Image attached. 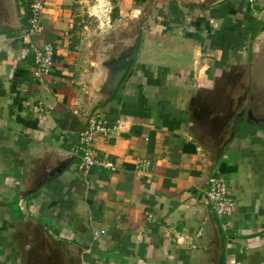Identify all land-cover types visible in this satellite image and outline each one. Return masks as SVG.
<instances>
[{"label": "crops", "instance_id": "1", "mask_svg": "<svg viewBox=\"0 0 264 264\" xmlns=\"http://www.w3.org/2000/svg\"><path fill=\"white\" fill-rule=\"evenodd\" d=\"M32 1L0 0V264H264V124L247 116L264 119V0L257 16L243 0H118L112 68L139 43L112 98L106 59L70 42L75 0H40L27 38ZM30 40L54 48L42 80ZM96 115L116 127L94 142L114 173L80 163ZM217 174L236 202L222 219L205 198Z\"/></svg>", "mask_w": 264, "mask_h": 264}, {"label": "built area", "instance_id": "2", "mask_svg": "<svg viewBox=\"0 0 264 264\" xmlns=\"http://www.w3.org/2000/svg\"><path fill=\"white\" fill-rule=\"evenodd\" d=\"M246 6L249 7L251 13L257 16L255 9L256 0H243ZM43 4L40 0L32 1L28 6L27 27L22 32V35L27 38H32L35 34L41 31V17ZM29 51L33 61V75L42 80L49 74L53 65L54 48L51 44H38L36 41L28 42ZM38 111L42 113L45 109L50 110L39 103ZM115 125L100 119L98 115L91 117L87 125L78 132L77 152L79 154L81 166L84 169H101L111 173L117 171L115 163L97 152L94 146L97 137L108 138L115 132ZM149 165L147 161H139L137 168H146ZM207 188L205 198L210 206L211 212L219 219L230 217L235 208V198L230 191L227 181L221 174L210 176L207 178ZM104 230L95 232L94 236L98 237L104 234Z\"/></svg>", "mask_w": 264, "mask_h": 264}, {"label": "rangeland", "instance_id": "3", "mask_svg": "<svg viewBox=\"0 0 264 264\" xmlns=\"http://www.w3.org/2000/svg\"><path fill=\"white\" fill-rule=\"evenodd\" d=\"M117 2L118 0H75L71 8V44L77 49L84 47L82 51L86 52V60L106 59L104 68L116 62L114 55L121 48L124 42L122 37L126 35L119 25Z\"/></svg>", "mask_w": 264, "mask_h": 264}, {"label": "water", "instance_id": "4", "mask_svg": "<svg viewBox=\"0 0 264 264\" xmlns=\"http://www.w3.org/2000/svg\"><path fill=\"white\" fill-rule=\"evenodd\" d=\"M11 25L8 22V17L5 14H0V33L7 32L8 29H11ZM139 43V33L136 34L134 38L130 51L123 55L120 59L122 60L121 65L117 64L115 69L112 68L113 65L106 66V69L109 71V79L106 85V91L109 94V97L112 98L115 95V92L121 87V83L128 76V68L132 63V59L136 54V50ZM247 116L256 122H261L264 124V119L257 120L253 118L250 111H247Z\"/></svg>", "mask_w": 264, "mask_h": 264}]
</instances>
